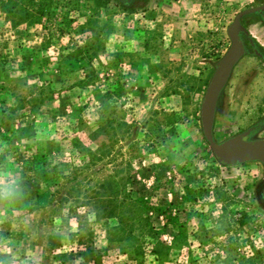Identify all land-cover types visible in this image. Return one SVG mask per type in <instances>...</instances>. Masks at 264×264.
<instances>
[{
	"label": "rangeland",
	"instance_id": "1",
	"mask_svg": "<svg viewBox=\"0 0 264 264\" xmlns=\"http://www.w3.org/2000/svg\"><path fill=\"white\" fill-rule=\"evenodd\" d=\"M175 1L132 2L124 10L115 0H0V134L8 139L0 164L23 177L31 201L0 223V264H135L125 243L108 237L114 207L60 204L61 194H49L62 193L65 180L56 174L81 161L75 149L86 145L85 134L68 137L77 114L88 105L93 120L116 84L122 117L114 119L133 121L136 138L112 143L111 131L99 137L112 159L88 170L81 188L95 191L130 176L119 188L149 204L134 223L153 226L173 245V258L162 264H264V205L255 192L264 167L220 164L199 122L202 96L229 46L226 27L264 0H180L179 10ZM261 21L264 15L251 14L242 27ZM253 35L264 46V31ZM15 96L33 102L16 108ZM218 106L215 141L246 130L245 140L264 138V64L253 54L233 67ZM38 149L57 161L46 178L20 168ZM127 209L116 211L123 218Z\"/></svg>",
	"mask_w": 264,
	"mask_h": 264
},
{
	"label": "trees",
	"instance_id": "2",
	"mask_svg": "<svg viewBox=\"0 0 264 264\" xmlns=\"http://www.w3.org/2000/svg\"><path fill=\"white\" fill-rule=\"evenodd\" d=\"M136 4H144L145 0H135ZM133 2V3H134ZM119 5L124 10H131L132 4L131 3H119ZM42 7V6H38ZM41 14V8L37 9ZM37 12L32 13L36 14ZM81 87L84 91L89 88V84L82 85ZM41 90V89H39ZM109 91H106V93ZM121 93V85L119 86L116 84V88L110 94V97L107 101L100 103L95 111V118L92 120L86 113L90 106L85 105L82 109H85L84 112H79L74 123L71 124L70 131L72 136H68L75 141L77 138V134L84 133L86 138V145L83 143L76 146V154L82 155L81 161L79 165H70L69 170L67 173H57L56 177L63 178L64 184L62 189V193H59L58 190L50 191V198H54L55 196L61 194L62 197L58 200L60 204L65 203H73L83 205L85 207H114V209H120V207H130L127 212V216L121 217L119 214L123 215V213H119L116 210H112L108 215L110 218L116 220V225L112 227L108 231V237L112 241L121 240L125 243L134 258L130 259L132 263L136 264V259L139 258L142 261L141 264H145L144 261L147 260V256L149 255L157 264H162L163 262H169L173 258V245L172 244H165L163 241L160 240L158 236V232L153 226L151 225H143L140 222L134 223V220H140L142 213L144 212L145 207H149V204L144 201L142 198H132L128 194H124L122 188H119V183L129 181L132 182L130 176H124L118 179V183L114 185L107 184V185H100L97 190L91 189H82L81 183L82 181L88 180L87 176L85 175L86 172L90 169H93L97 162L103 160V158L110 157L111 155V147L108 143L102 142L99 143L98 138L102 135L111 133L113 140L112 143L119 140H124L129 138L130 141H134L136 138V132L138 131L137 125L134 124L133 121L126 123L124 121H116L118 115L122 113L118 109V94ZM96 93H93L91 97H95ZM90 99V98H89ZM27 100V99H26ZM30 101H25L22 97L15 96L14 102L16 108H19L24 105L26 102L27 106L32 104V99H28ZM119 105H121L119 103ZM32 107V106H31ZM218 105H216V110L218 109ZM215 110V111H216ZM0 113H2V109L0 108ZM117 122L115 127L112 126V123ZM33 136L36 135V132L33 131ZM8 142V139L3 137L0 134V152L3 154L7 152V150L2 147L1 142ZM206 143L205 140H203ZM134 143V142H133ZM132 147L135 146V143L131 145ZM37 157L31 158H21V169L26 170L27 174L31 178H46L47 175L53 172L54 160L55 163L57 161L55 158L52 157L51 153H47L43 149H38L35 151ZM20 158V157H19ZM110 159V160H111ZM24 161V163H22ZM127 171H129V163L126 164ZM156 207V206H155ZM125 212V211H124ZM126 213V212H125ZM239 226H243L244 221L242 219H238ZM138 261V262H139ZM148 264H151L148 261Z\"/></svg>",
	"mask_w": 264,
	"mask_h": 264
},
{
	"label": "water",
	"instance_id": "3",
	"mask_svg": "<svg viewBox=\"0 0 264 264\" xmlns=\"http://www.w3.org/2000/svg\"><path fill=\"white\" fill-rule=\"evenodd\" d=\"M264 12V3L237 12L225 29L229 46L216 63L214 72L202 96L199 108L200 130L203 139L222 165L232 166L246 162H257L264 167V138L245 140L249 130L217 142L213 137V121L217 101L226 85L233 67L245 55L241 34L248 35L241 26V19L250 14Z\"/></svg>",
	"mask_w": 264,
	"mask_h": 264
},
{
	"label": "clouds",
	"instance_id": "4",
	"mask_svg": "<svg viewBox=\"0 0 264 264\" xmlns=\"http://www.w3.org/2000/svg\"><path fill=\"white\" fill-rule=\"evenodd\" d=\"M30 204V192L23 177L10 164H0V223L8 212L15 214Z\"/></svg>",
	"mask_w": 264,
	"mask_h": 264
},
{
	"label": "flooded vegetation",
	"instance_id": "5",
	"mask_svg": "<svg viewBox=\"0 0 264 264\" xmlns=\"http://www.w3.org/2000/svg\"><path fill=\"white\" fill-rule=\"evenodd\" d=\"M116 2H118V3H132V2H134L135 0H115ZM264 3V2H263ZM262 3V4H263ZM258 15H260V16H263L264 15V12H261V13H259ZM241 22V21H240ZM264 22V21H263ZM241 26H242V22H241ZM242 35L243 34H241V39H242V43H243V46H244V49H245V55L246 54H248V53H250V55L251 54H253L254 55V57H256L257 59H259V61L260 62H262L263 64H264V53L262 54V53H257L256 52V49L258 48L257 46L258 45H256V43L255 42H253L251 39L250 40H244L243 38H242ZM247 38V37H246ZM244 55V56H245ZM219 100V99H218ZM217 105H218V101H217ZM260 190H262L263 192H262V199H261V197L258 195V192H260ZM256 195H257V198H258V201H260L263 205H264V179L262 178L260 181H259V183H258V185H257V188H256Z\"/></svg>",
	"mask_w": 264,
	"mask_h": 264
},
{
	"label": "crops",
	"instance_id": "6",
	"mask_svg": "<svg viewBox=\"0 0 264 264\" xmlns=\"http://www.w3.org/2000/svg\"><path fill=\"white\" fill-rule=\"evenodd\" d=\"M180 2V0H176L175 2H173V4H176V8L179 10L181 9V7L179 8L177 6V4ZM219 2V1H218ZM217 4V3H216ZM254 14H259V13H254ZM250 15H246L241 19V22L243 21V19L248 18ZM261 29L262 32L264 31V22L261 21V25H259L258 23H254L251 26H246L245 31L248 33V36L250 37V39L254 40V42H256L260 47L264 48V46L262 44L259 43V41L255 38V36L253 35V33L255 32V30ZM262 176V175H261ZM261 178V177H260ZM259 180V177L257 178Z\"/></svg>",
	"mask_w": 264,
	"mask_h": 264
}]
</instances>
